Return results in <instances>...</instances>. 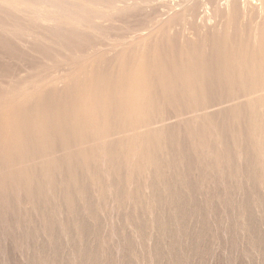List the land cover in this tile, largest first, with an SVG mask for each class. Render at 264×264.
<instances>
[{
	"label": "rangeland",
	"instance_id": "374dc122",
	"mask_svg": "<svg viewBox=\"0 0 264 264\" xmlns=\"http://www.w3.org/2000/svg\"><path fill=\"white\" fill-rule=\"evenodd\" d=\"M223 1L0 0V264H264V17Z\"/></svg>",
	"mask_w": 264,
	"mask_h": 264
},
{
	"label": "bare ground",
	"instance_id": "6f19581e",
	"mask_svg": "<svg viewBox=\"0 0 264 264\" xmlns=\"http://www.w3.org/2000/svg\"><path fill=\"white\" fill-rule=\"evenodd\" d=\"M218 6L220 9H223V11H225L226 15L231 14L233 12L234 8L237 7V9L241 12V17L243 20H245V19L246 20L247 19L252 20L253 18H255V20H257L256 25L259 22V20L263 19V17H264V0H224L222 2V4L221 5L219 4ZM212 19L213 18L211 16L206 17V23L208 24V26H211ZM256 25H255V28L253 29V31H257L258 28ZM256 40H257V34L255 32H253V42H255ZM239 63L241 64L242 62H238V64ZM238 64H236V66H238ZM240 64H239V66H240ZM241 65L244 66L243 64H241ZM261 74H262V71H261ZM239 76H237V77H239Z\"/></svg>",
	"mask_w": 264,
	"mask_h": 264
}]
</instances>
